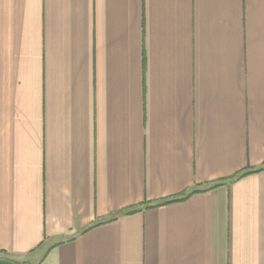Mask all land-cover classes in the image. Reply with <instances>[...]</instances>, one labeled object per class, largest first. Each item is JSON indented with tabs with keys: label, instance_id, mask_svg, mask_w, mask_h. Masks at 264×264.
<instances>
[{
	"label": "crops",
	"instance_id": "1",
	"mask_svg": "<svg viewBox=\"0 0 264 264\" xmlns=\"http://www.w3.org/2000/svg\"><path fill=\"white\" fill-rule=\"evenodd\" d=\"M0 256L264 264V0H0Z\"/></svg>",
	"mask_w": 264,
	"mask_h": 264
},
{
	"label": "trees",
	"instance_id": "2",
	"mask_svg": "<svg viewBox=\"0 0 264 264\" xmlns=\"http://www.w3.org/2000/svg\"><path fill=\"white\" fill-rule=\"evenodd\" d=\"M218 185L219 184L217 183V184L213 185L211 188L217 187ZM198 191H200V190L199 189H194L191 192H186L183 195H180V196H177V197H173V198H170V199H162V200L155 201V202H145V203H143L142 205H139V206H131V207H128L127 209H125L124 211H122L120 214H118V216L129 215V214H133V213H136V212L143 211L145 209L156 208V207L164 206V205H167V204H171L173 202L183 201V200L189 198L191 196V194L196 193Z\"/></svg>",
	"mask_w": 264,
	"mask_h": 264
},
{
	"label": "water",
	"instance_id": "3",
	"mask_svg": "<svg viewBox=\"0 0 264 264\" xmlns=\"http://www.w3.org/2000/svg\"><path fill=\"white\" fill-rule=\"evenodd\" d=\"M0 264H23V263L8 256H0Z\"/></svg>",
	"mask_w": 264,
	"mask_h": 264
},
{
	"label": "flooded vegetation",
	"instance_id": "4",
	"mask_svg": "<svg viewBox=\"0 0 264 264\" xmlns=\"http://www.w3.org/2000/svg\"><path fill=\"white\" fill-rule=\"evenodd\" d=\"M23 264H32L31 262H28V261H26V262H22Z\"/></svg>",
	"mask_w": 264,
	"mask_h": 264
}]
</instances>
